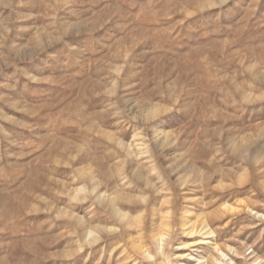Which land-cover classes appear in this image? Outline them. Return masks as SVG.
Wrapping results in <instances>:
<instances>
[{
    "label": "rangeland",
    "instance_id": "374dc122",
    "mask_svg": "<svg viewBox=\"0 0 264 264\" xmlns=\"http://www.w3.org/2000/svg\"><path fill=\"white\" fill-rule=\"evenodd\" d=\"M216 245L264 264V0H0V264Z\"/></svg>",
    "mask_w": 264,
    "mask_h": 264
},
{
    "label": "bare ground",
    "instance_id": "6f19581e",
    "mask_svg": "<svg viewBox=\"0 0 264 264\" xmlns=\"http://www.w3.org/2000/svg\"><path fill=\"white\" fill-rule=\"evenodd\" d=\"M106 195V194H105ZM110 195L108 194V197H109ZM107 197V198H108ZM117 197H111L110 198V200H115ZM122 216H125L124 215V213H122L121 214ZM203 222L201 223L203 226L200 228V233L203 231V234H212L213 232L212 231H210L209 229H207L206 227H207V224H206V222L204 221V220H202ZM183 222V221H182ZM194 225H196V224H193L192 222H191V220L190 219H187L186 220V222L184 223V227H185V229H191L190 231H189V233H194ZM196 227V226H195ZM205 228L207 229V230H205ZM198 231V230H197ZM154 235V234H153ZM155 236H158V237H156L157 238V241L159 242V247H160V249L161 248H163V240H164V238H163V236L161 235V234H155ZM155 238V237H154ZM100 240H102V235L98 232V230H96V229H93V228H89L88 229V231H87V238H86V242H87V244L88 245H93V244H95V243H97L98 241H100ZM215 249H216V252H218L217 254H219L220 255V257H213V258H211V259H209V260H207V264H218V263H223V262H225V261H227V255L222 251L223 249L220 247V246H218V245H216L215 246ZM144 252H145V254L147 255V256H149V257H152L151 255H150V253H149V251H147V250H144ZM199 260H201V259H199ZM229 260V259H228ZM228 262V261H227ZM202 263H204V261H200V263L199 264H202ZM224 264V263H223Z\"/></svg>",
    "mask_w": 264,
    "mask_h": 264
}]
</instances>
